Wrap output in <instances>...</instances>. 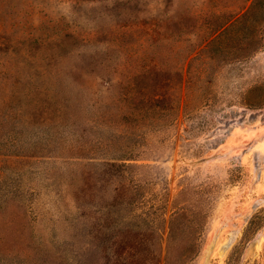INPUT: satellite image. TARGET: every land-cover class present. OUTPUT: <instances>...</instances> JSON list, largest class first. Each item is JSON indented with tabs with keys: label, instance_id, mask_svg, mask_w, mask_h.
Segmentation results:
<instances>
[{
	"label": "rangeland",
	"instance_id": "1",
	"mask_svg": "<svg viewBox=\"0 0 264 264\" xmlns=\"http://www.w3.org/2000/svg\"><path fill=\"white\" fill-rule=\"evenodd\" d=\"M147 210L152 261L264 264V0H0V264H140Z\"/></svg>",
	"mask_w": 264,
	"mask_h": 264
},
{
	"label": "trees",
	"instance_id": "2",
	"mask_svg": "<svg viewBox=\"0 0 264 264\" xmlns=\"http://www.w3.org/2000/svg\"><path fill=\"white\" fill-rule=\"evenodd\" d=\"M136 99L137 103L141 105L140 109L136 112L133 113L132 117H134L135 119L139 120V121H147V122H151L155 119L156 116H158L159 114V109H157L156 103H159V100L155 99V97H142V98H134L133 101ZM125 99H121V101H124ZM126 101V100H125ZM161 103H163L162 101H160ZM90 151L91 150V146L90 144H85L83 148H80L79 151ZM126 160V157H118V158H111V159H106L104 161H100L98 163V165H100L103 169V173L104 176L107 178L105 180L104 183V188L107 187L108 185V171H113L115 170L117 173H121L123 172V170L125 168H127V165H125L124 163H119V162H124ZM92 161H87V163L91 164ZM86 165V163L84 164ZM109 181H112V178L110 177ZM109 182V183H110ZM86 184V183H85ZM132 189V188H131ZM95 190V186L92 187V191ZM114 190L117 191V187H114ZM83 190L80 191V194H83L84 197L86 196L85 193L82 192ZM99 194L100 192L97 191ZM103 194H106V192H103ZM80 195H77V198ZM79 199H82L79 198ZM101 199V198H100ZM103 202L104 200L101 199ZM108 202L104 203V205L101 206V210L103 211V215L107 218L110 217L111 215L118 213L120 211H124L127 209V211H129L131 208L133 209V207L136 206V202L134 200H131L129 198L126 199H122L120 201H112L110 204H107ZM138 205V203H137ZM131 209V210H132ZM153 211V210H151ZM150 210H147L146 212H144L142 215L144 217L141 216V221L138 225H135L134 229H131L129 231H134L135 233H131L128 234L129 236L134 235L135 237L138 238V241L141 242V247L138 249L139 253H141L142 255V260L140 261V264H159L158 261H152L151 260V253L150 251H153V248L155 246L159 247L160 243H161V231L159 230V228L157 227V224L155 223V221H151L149 219L150 215H153L154 213L151 212ZM183 214H177V216H175V219H173V222L171 223V227L172 225H174V222L182 217ZM82 219H84L86 222H88L90 219L89 217L82 215L81 216ZM111 226V225H110ZM172 232V230H171ZM129 233V232H128ZM173 243V239L171 236V239L169 240V244L166 250V255L164 258V264H170L169 262V251L168 248L170 247V245ZM183 255H179L178 259L175 261V264H185L184 260L181 258Z\"/></svg>",
	"mask_w": 264,
	"mask_h": 264
},
{
	"label": "bare ground",
	"instance_id": "3",
	"mask_svg": "<svg viewBox=\"0 0 264 264\" xmlns=\"http://www.w3.org/2000/svg\"><path fill=\"white\" fill-rule=\"evenodd\" d=\"M263 234H264V232L261 233L260 238H262L264 236Z\"/></svg>",
	"mask_w": 264,
	"mask_h": 264
}]
</instances>
